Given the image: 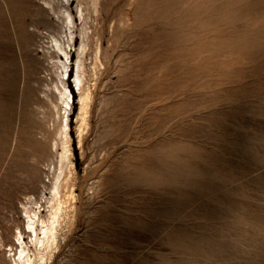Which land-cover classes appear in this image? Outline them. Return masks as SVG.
<instances>
[{"label": "rangeland", "instance_id": "obj_1", "mask_svg": "<svg viewBox=\"0 0 264 264\" xmlns=\"http://www.w3.org/2000/svg\"><path fill=\"white\" fill-rule=\"evenodd\" d=\"M37 1L25 0L34 11ZM71 1L77 40L63 78L74 94V221L49 264H264V0H102L127 65H110L97 84L82 147L73 81L81 20L79 0ZM10 54L18 65L31 63L15 46ZM35 88L19 83L31 112ZM54 153L45 152L43 168ZM23 195L0 196V263L23 225Z\"/></svg>", "mask_w": 264, "mask_h": 264}, {"label": "bare ground", "instance_id": "obj_2", "mask_svg": "<svg viewBox=\"0 0 264 264\" xmlns=\"http://www.w3.org/2000/svg\"><path fill=\"white\" fill-rule=\"evenodd\" d=\"M112 2L114 5L115 1ZM37 4L39 9L34 11L28 8L25 0L0 2V196L11 197L20 192L24 194V199L19 202L23 225L20 223L16 225L12 233L13 242L8 243L11 251L9 261L5 258L6 261L0 264H49L64 234L65 224L69 226L74 221V203L71 199L76 194L72 187L73 174L76 170L69 114L70 107H73L71 98L74 94L64 78L70 66L68 60L74 56L69 47H73L77 40L75 36L78 22L72 11L71 0H42L37 1ZM77 11L81 20V41L77 48L78 69L75 83L79 87L80 105L75 121L78 143L82 147L84 134L91 122L97 84L99 82L105 84L104 78L109 74L110 65L127 64L123 63L122 54L116 51L120 36L117 33L114 15L109 14L111 11L109 4L102 0H79ZM52 14L53 17H57V21L52 19ZM137 22H134V25ZM144 30L148 29L143 27L142 32ZM150 35L152 33L148 36ZM143 38L149 39L146 36ZM142 40L144 42V39ZM146 43L148 44V41ZM13 46L31 57L30 65L17 64V57L10 54ZM61 53L65 55L67 61L62 59ZM175 70L177 71V68ZM177 72L180 73V70ZM20 81L31 90H34V86L37 87L35 90L39 93V102L36 107L34 105L35 112L30 111V95L25 90L22 93V100L19 101ZM215 84L218 85L217 82ZM198 85L201 83L189 89L195 90ZM46 105H49V109ZM167 105L165 107L168 109ZM50 149L56 153L54 154L57 160L49 159L48 162L46 160L48 167L46 169L41 163L45 164L44 154ZM7 153L6 165L4 158ZM3 164L6 165L5 168ZM43 174L49 176V183L42 179L46 176ZM46 189L50 195H46ZM36 192H39L38 195ZM44 210L47 211L44 213ZM26 234L30 240H26ZM30 242L35 245V250L30 247ZM3 245L4 239L0 234V247Z\"/></svg>", "mask_w": 264, "mask_h": 264}]
</instances>
